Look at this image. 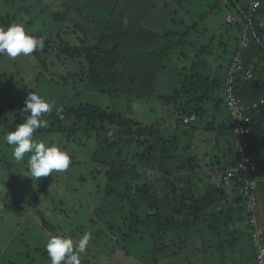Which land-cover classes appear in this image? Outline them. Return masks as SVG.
I'll return each instance as SVG.
<instances>
[{"label": "trees", "instance_id": "16d2710c", "mask_svg": "<svg viewBox=\"0 0 264 264\" xmlns=\"http://www.w3.org/2000/svg\"><path fill=\"white\" fill-rule=\"evenodd\" d=\"M75 1L82 9L68 14L86 15L80 20L82 36L77 35V43L63 40L61 29L52 28L51 23L43 25L46 35L32 33L45 40L42 50L30 54L42 71L47 68L45 56L56 53L57 60L72 61L77 68L71 76L59 78L64 85L135 99L150 98L158 78L167 77L163 82L172 86L170 93L156 96L169 107L167 116L144 125L93 104L52 108L45 117L50 125L34 135L50 134L40 138L48 142H53V133L65 134L68 142H92L94 174L105 182L103 195L112 197L114 204H125L117 230L125 240L146 236L152 241L149 264H256L243 190L246 182H257L255 218L264 228L258 218L261 210L264 222V103H260L264 101V6L252 11L247 0H212L210 10L223 5L227 16L233 17V23L226 24L235 29L232 45L229 39L222 43V72L212 75L208 57L213 54L214 38L191 42L186 51H174L185 46L183 38L196 31L197 23L188 22L183 32L170 31L169 19L159 23L153 18L155 12L168 11L166 2L159 6V0ZM182 2L173 3L180 7ZM66 6L64 2L60 9ZM32 8L23 5L12 16H0V26L7 27ZM49 14L53 24L64 25L62 13ZM246 27L249 43L240 49ZM76 31L67 29L71 35ZM196 35L203 37L202 32ZM237 53L243 70L236 74L234 90L245 107L244 116L250 119L245 156L257 168L249 173L238 168L230 113L220 97ZM247 71L251 79L245 78ZM40 77L42 72L35 81ZM14 87L25 89L21 80L0 71V122L3 114L13 115L3 122L5 133L25 120L20 107H25L29 93L24 99L14 93ZM65 120H71V125L63 126ZM231 169L237 171L225 184L221 178ZM15 206L12 201L3 209Z\"/></svg>", "mask_w": 264, "mask_h": 264}, {"label": "rangeland", "instance_id": "374dc122", "mask_svg": "<svg viewBox=\"0 0 264 264\" xmlns=\"http://www.w3.org/2000/svg\"><path fill=\"white\" fill-rule=\"evenodd\" d=\"M174 1L159 0V6L167 3L168 11L155 12L153 18L159 23L169 19L170 26L167 28L178 32H183L188 22L197 23L196 31L183 38L185 46L174 51L178 53L186 51L190 49L189 43L197 40L204 43L205 38L213 37V54L208 57L212 68L211 74L222 72L219 68L225 65L222 59L224 56L222 43H229V39L232 45V36L235 33L234 27L226 24L230 18L225 7L221 5L218 9L210 10L213 6L212 0H183L182 6L177 7ZM64 2L69 6L60 9ZM23 5L32 6V12L28 14L21 12V15H17L11 23L24 21L31 33L43 32L42 34H45L44 23L47 26L51 23L52 28L61 29L63 40H73L75 43L77 35L82 36L78 29L82 28L80 24L83 21L80 20L86 15L80 13L78 17L74 15L71 17L68 14L73 9H82L80 2L78 4L75 0H0V16L7 13L12 16L17 8ZM159 6L156 9H159ZM52 12L63 14L64 25L61 22L59 27V23H52L53 16L49 14ZM67 29L77 30L76 35L69 34ZM198 32H202L203 37L195 38ZM45 58L47 68L42 71L39 63L31 55H21L15 59L0 55V71L7 76H13L15 81L21 80L25 87L24 90L14 87L15 94L25 99L27 93H30L28 90L31 89L54 104L53 108L56 109L93 104L144 125L153 124L167 116L169 107L156 99L157 94L170 93L172 86L163 82L167 77L158 78L154 95L150 98L108 96L85 91L81 87L74 90L71 86L64 85L59 78L71 76L77 71L75 65L72 61L64 62L62 58L57 60L56 53L46 55ZM40 72L42 77L36 82L35 79ZM12 85L19 86L16 83ZM220 97L223 98V95ZM21 109L24 107H20V111ZM27 115L23 112L25 119ZM9 116L13 119L12 114L2 115L0 138L7 133L4 132L3 122L5 119L8 122L12 120ZM46 120L50 125L51 121ZM71 123V120H65L62 125L70 126ZM47 136L50 137V134L42 137L40 134L37 135L39 138ZM51 139L54 143H61L60 147L70 153L71 164L66 171L53 172L52 175L44 177L46 182H37L31 177L26 160L17 163L12 158V148L0 142V264H51L45 248L49 234H65L78 239L85 231L92 232L93 239L86 254L81 256L82 264H149V259L152 258V241L146 236L139 240H125L122 237L123 233L117 230L125 204H114L112 197L108 199L103 195L105 182L94 174L92 142L85 140L78 143L68 142L65 134L58 133L51 134ZM201 147V150L205 149V144ZM12 201L16 206L4 210L3 207ZM261 215L259 210L258 218L263 225Z\"/></svg>", "mask_w": 264, "mask_h": 264}, {"label": "clouds", "instance_id": "9594fccd", "mask_svg": "<svg viewBox=\"0 0 264 264\" xmlns=\"http://www.w3.org/2000/svg\"><path fill=\"white\" fill-rule=\"evenodd\" d=\"M45 47L43 37H37L26 28L25 22H14L0 26V55L11 59L29 56ZM54 104L42 95L32 92L25 100L27 117L13 131L7 132L0 142L12 148V158L17 163L26 160L30 176L39 180L53 172L66 171L71 164V155L57 143L48 142L34 135L37 130L48 127L45 117ZM93 239V233L85 231L78 239L65 234H49L45 248L51 264H82Z\"/></svg>", "mask_w": 264, "mask_h": 264}, {"label": "built area", "instance_id": "2783aa9c", "mask_svg": "<svg viewBox=\"0 0 264 264\" xmlns=\"http://www.w3.org/2000/svg\"><path fill=\"white\" fill-rule=\"evenodd\" d=\"M248 7L250 10L255 11L261 4L264 6V0H247ZM229 23H233V18L229 16ZM250 28L252 29V23L249 20ZM248 27L244 28L242 34V42L240 43V49L246 48L249 43V37L246 32ZM243 67L241 64L240 53H237L230 64L228 71L226 73V77L224 79V87L222 90L223 99L226 103V107L230 113V126L231 132L234 139V144L237 150V157L239 160L238 168L242 169L245 172H255L257 170L256 166L250 163V159L245 156V149L247 148V143L245 141V137L249 131V123L250 119L245 117V107L241 104L234 90V84L237 79V73L242 71ZM245 78L251 79L252 74L250 72H245ZM260 103H264L263 100ZM259 103V104H260ZM252 107H257V103H253ZM237 168V169H238ZM237 169H231L226 172V175L221 179L227 184L229 179L233 177L234 173ZM264 182V178L262 179ZM257 186V182L251 181L246 182L245 188L243 190V195L245 197V205L246 212L249 213V225L253 229L252 232V242L253 246L256 249V264H264V228L257 224V220L255 218V212L257 211L256 206V197L254 189Z\"/></svg>", "mask_w": 264, "mask_h": 264}]
</instances>
